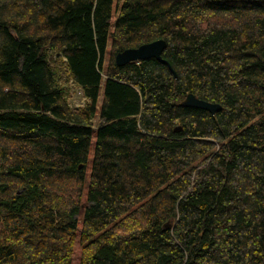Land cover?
<instances>
[{
    "label": "trees",
    "instance_id": "trees-1",
    "mask_svg": "<svg viewBox=\"0 0 264 264\" xmlns=\"http://www.w3.org/2000/svg\"><path fill=\"white\" fill-rule=\"evenodd\" d=\"M157 39L173 72L115 64ZM76 241L78 264H264V0H0V264Z\"/></svg>",
    "mask_w": 264,
    "mask_h": 264
},
{
    "label": "water",
    "instance_id": "water-1",
    "mask_svg": "<svg viewBox=\"0 0 264 264\" xmlns=\"http://www.w3.org/2000/svg\"><path fill=\"white\" fill-rule=\"evenodd\" d=\"M165 47L166 42L163 39H157L149 43L141 44L135 48H127L122 51H119L114 56V62L117 66H123L130 62L153 58L166 64L168 68L173 72L169 63L161 57V54ZM179 105L183 107H193L206 110L211 114H214L221 108L219 104L199 99L195 97V95L192 93L186 94V96L180 102ZM175 130H179V128L177 127Z\"/></svg>",
    "mask_w": 264,
    "mask_h": 264
},
{
    "label": "rangeland",
    "instance_id": "rangeland-1",
    "mask_svg": "<svg viewBox=\"0 0 264 264\" xmlns=\"http://www.w3.org/2000/svg\"><path fill=\"white\" fill-rule=\"evenodd\" d=\"M108 57V53L106 52L105 54V61L104 63H106ZM70 99H69V105L70 107L74 108V107H82L85 103V99L82 96L81 90L79 89V87L71 85L70 84ZM101 99L99 98L98 104H100ZM96 119H94V124H96ZM80 249L81 246L79 245V243L76 241V243L74 244L73 247V253H72V263L71 264H78V259H79V255H80Z\"/></svg>",
    "mask_w": 264,
    "mask_h": 264
},
{
    "label": "built area",
    "instance_id": "built-area-1",
    "mask_svg": "<svg viewBox=\"0 0 264 264\" xmlns=\"http://www.w3.org/2000/svg\"><path fill=\"white\" fill-rule=\"evenodd\" d=\"M84 98V97H83ZM69 99H70V97H69ZM69 99H68V102H69Z\"/></svg>",
    "mask_w": 264,
    "mask_h": 264
}]
</instances>
